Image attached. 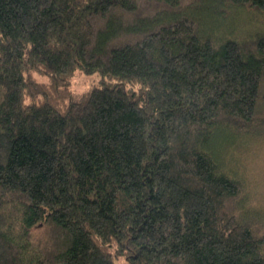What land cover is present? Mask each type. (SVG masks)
<instances>
[{
	"label": "trees",
	"instance_id": "1",
	"mask_svg": "<svg viewBox=\"0 0 264 264\" xmlns=\"http://www.w3.org/2000/svg\"><path fill=\"white\" fill-rule=\"evenodd\" d=\"M242 12L264 0H0V264H264L229 167L264 122Z\"/></svg>",
	"mask_w": 264,
	"mask_h": 264
},
{
	"label": "rangeland",
	"instance_id": "2",
	"mask_svg": "<svg viewBox=\"0 0 264 264\" xmlns=\"http://www.w3.org/2000/svg\"><path fill=\"white\" fill-rule=\"evenodd\" d=\"M240 14L238 18L243 22V25L238 27L237 24L235 27L238 35L249 36V33H252L255 28L264 27L262 15L253 13L251 18L248 12ZM36 77L42 80L48 79V76L40 73H37ZM101 78L102 75L98 71L92 73L82 70L76 71L71 81L74 98L78 99L94 86L101 85ZM246 132V135L241 134L240 138L228 145V150L231 152L229 167L231 173L243 182L246 206L253 210L255 214L259 213L262 216L261 220L258 218L259 215L256 218L259 220L257 222L259 223L260 232L264 233V122ZM116 264L128 263L124 257H118Z\"/></svg>",
	"mask_w": 264,
	"mask_h": 264
}]
</instances>
